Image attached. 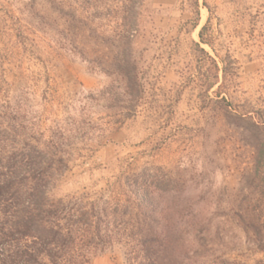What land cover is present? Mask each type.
<instances>
[{"label": "rangeland", "instance_id": "1", "mask_svg": "<svg viewBox=\"0 0 264 264\" xmlns=\"http://www.w3.org/2000/svg\"><path fill=\"white\" fill-rule=\"evenodd\" d=\"M62 1L74 35L49 0H0V152L62 157L54 200L152 192L164 238L210 243L187 264H264V0ZM118 34L144 84L127 120L99 96ZM126 257L116 244L89 264Z\"/></svg>", "mask_w": 264, "mask_h": 264}, {"label": "trees", "instance_id": "2", "mask_svg": "<svg viewBox=\"0 0 264 264\" xmlns=\"http://www.w3.org/2000/svg\"><path fill=\"white\" fill-rule=\"evenodd\" d=\"M49 1L76 34L78 9L62 0ZM108 40L113 54L97 69L110 83L99 96L114 117L127 120L136 115L144 95L140 61L125 34ZM48 157L56 154L30 142L0 152V264H89L94 253L116 244H124L129 264H187L213 251L206 239L164 238L157 201L148 190L93 200L85 195L52 199L50 172L66 164L62 157Z\"/></svg>", "mask_w": 264, "mask_h": 264}]
</instances>
